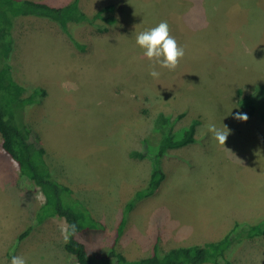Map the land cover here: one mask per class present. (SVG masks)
<instances>
[{
    "label": "rangeland",
    "instance_id": "obj_1",
    "mask_svg": "<svg viewBox=\"0 0 264 264\" xmlns=\"http://www.w3.org/2000/svg\"><path fill=\"white\" fill-rule=\"evenodd\" d=\"M108 3L117 20L106 31L71 23L83 49L54 21L14 18L7 61L28 91L45 90L19 118L39 137L52 175L101 225L78 234L88 252L107 253L126 202L147 182L151 159L141 153L145 140L156 149L159 114L176 137L194 123V141L161 157L165 177L125 214L115 244L121 253L131 260L202 244L236 221L264 220V118L242 99L259 96L264 84V0H78L86 14ZM162 20L184 48L174 69L150 61L135 43L136 33ZM153 67L159 76L149 75ZM211 123L229 129L224 144L208 131ZM30 183L0 138V264L12 255L27 264H77L63 247L64 218L36 217L44 197ZM225 256L264 264V236L232 245Z\"/></svg>",
    "mask_w": 264,
    "mask_h": 264
},
{
    "label": "trees",
    "instance_id": "obj_2",
    "mask_svg": "<svg viewBox=\"0 0 264 264\" xmlns=\"http://www.w3.org/2000/svg\"><path fill=\"white\" fill-rule=\"evenodd\" d=\"M114 4L108 3L91 14L83 12L78 0L55 6L36 0H0V138L2 149L18 166L21 180H27L39 188L44 197L36 213L38 219L43 217H62L66 222L63 247L77 264H232L225 256L232 245H237L255 236H264V220L258 222H234L230 229L219 239L202 244L175 246L162 253L154 249L148 256L127 259L115 245L126 223L125 214L131 210L140 199L151 195L165 177L160 165V159L168 148H175L194 141L195 124L191 123L181 130L178 137L171 130L169 118L163 114L155 120L159 137L155 141V150L151 143L144 141L142 155L151 159V169L144 186L136 189L126 202L122 216L116 227V236L111 248L106 254L93 257L87 246L78 238L85 229L100 227L94 215L80 201L76 192L66 183L58 181L51 173L46 152L38 136L33 134L29 124L19 118L23 111L43 95V88L35 87L28 91L27 87L14 80L11 75L12 66L7 61L12 51V24L19 16H37L56 22L66 32L75 46L83 49L85 46L76 40L70 30L71 23L91 24L98 32L108 29L117 19L112 14ZM108 14H104V13ZM98 20H101L98 22ZM102 22V25H101ZM104 23V25H103ZM259 96H244L242 99L251 105V114L259 112L264 118V84L257 90ZM256 92L254 94H257ZM27 109V108H26ZM30 183V184H31ZM73 226H75L73 228ZM29 231L23 230L18 239H22Z\"/></svg>",
    "mask_w": 264,
    "mask_h": 264
},
{
    "label": "clouds",
    "instance_id": "obj_3",
    "mask_svg": "<svg viewBox=\"0 0 264 264\" xmlns=\"http://www.w3.org/2000/svg\"><path fill=\"white\" fill-rule=\"evenodd\" d=\"M135 43L143 50L145 57L163 68L174 69L179 58L184 56V48L179 46L176 39L170 35L167 21L162 20L158 24L136 33ZM149 75L157 77L159 72L153 67ZM236 116L239 119H247L246 115L242 113H237ZM208 131L217 142L223 144L229 133L228 128L226 130L214 123L208 125ZM10 264H27V262L21 255H12Z\"/></svg>",
    "mask_w": 264,
    "mask_h": 264
},
{
    "label": "crops",
    "instance_id": "obj_4",
    "mask_svg": "<svg viewBox=\"0 0 264 264\" xmlns=\"http://www.w3.org/2000/svg\"><path fill=\"white\" fill-rule=\"evenodd\" d=\"M36 1H45V2H47V3H49V4H51V5H55V6H59L58 4H56V3H53L55 0H36ZM70 0H67V2H69ZM214 230V229H213ZM210 231H212V230H210ZM219 236V235H218ZM209 238H207V239H205V241H207Z\"/></svg>",
    "mask_w": 264,
    "mask_h": 264
}]
</instances>
